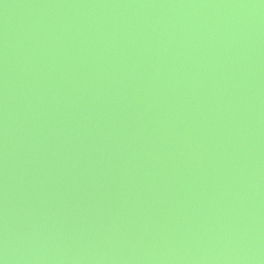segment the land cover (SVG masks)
Returning <instances> with one entry per match:
<instances>
[{"label":"water","instance_id":"water-1","mask_svg":"<svg viewBox=\"0 0 264 264\" xmlns=\"http://www.w3.org/2000/svg\"><path fill=\"white\" fill-rule=\"evenodd\" d=\"M0 264H264V0H0Z\"/></svg>","mask_w":264,"mask_h":264}]
</instances>
